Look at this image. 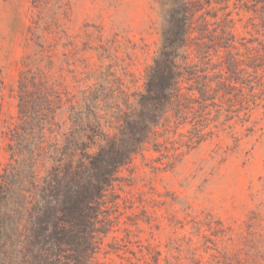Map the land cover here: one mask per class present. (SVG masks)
<instances>
[{
    "label": "rangeland",
    "instance_id": "1",
    "mask_svg": "<svg viewBox=\"0 0 264 264\" xmlns=\"http://www.w3.org/2000/svg\"><path fill=\"white\" fill-rule=\"evenodd\" d=\"M247 1L234 33L262 39L248 21L259 26L264 5ZM158 2L0 0V171L20 72L55 83L68 104L98 96L91 121L117 132L160 45ZM255 99L248 113L240 102L207 108L205 141H192L186 123L119 171L118 224L100 264H264V95ZM56 122L69 128L65 107Z\"/></svg>",
    "mask_w": 264,
    "mask_h": 264
},
{
    "label": "trees",
    "instance_id": "2",
    "mask_svg": "<svg viewBox=\"0 0 264 264\" xmlns=\"http://www.w3.org/2000/svg\"><path fill=\"white\" fill-rule=\"evenodd\" d=\"M231 2L159 0L160 45L135 107L113 135L91 121L98 96L68 104L55 83L20 72L0 171V264H100L99 255L108 253L104 240L118 224L119 171L147 144L186 123L192 141H205L212 134L203 132L207 108L234 112L224 105L240 102L248 113L249 102L258 106L264 34L239 38L234 27L241 20L233 15L247 13L248 1L234 0L232 8ZM260 18L259 26L248 21L256 33L264 30V12ZM246 92L254 99L245 100ZM63 107L67 130L56 122Z\"/></svg>",
    "mask_w": 264,
    "mask_h": 264
}]
</instances>
